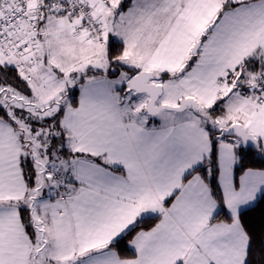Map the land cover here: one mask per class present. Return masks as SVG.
<instances>
[{
    "label": "snow or ice",
    "instance_id": "obj_1",
    "mask_svg": "<svg viewBox=\"0 0 264 264\" xmlns=\"http://www.w3.org/2000/svg\"><path fill=\"white\" fill-rule=\"evenodd\" d=\"M264 0H0V264H264Z\"/></svg>",
    "mask_w": 264,
    "mask_h": 264
},
{
    "label": "trees",
    "instance_id": "obj_2",
    "mask_svg": "<svg viewBox=\"0 0 264 264\" xmlns=\"http://www.w3.org/2000/svg\"><path fill=\"white\" fill-rule=\"evenodd\" d=\"M262 211H264V204L258 205L250 215L253 219L259 220Z\"/></svg>",
    "mask_w": 264,
    "mask_h": 264
}]
</instances>
